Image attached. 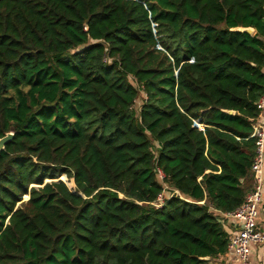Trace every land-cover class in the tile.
<instances>
[{"label":"trees","instance_id":"trees-1","mask_svg":"<svg viewBox=\"0 0 264 264\" xmlns=\"http://www.w3.org/2000/svg\"><path fill=\"white\" fill-rule=\"evenodd\" d=\"M263 94L264 0H0V264L225 255Z\"/></svg>","mask_w":264,"mask_h":264},{"label":"built area","instance_id":"built-area-1","mask_svg":"<svg viewBox=\"0 0 264 264\" xmlns=\"http://www.w3.org/2000/svg\"><path fill=\"white\" fill-rule=\"evenodd\" d=\"M259 118L264 116V94L257 102ZM254 139L255 155L251 166L254 173V185L244 198L243 203L234 211L225 215L232 223L233 232L229 236L226 253L232 256L235 264H252L250 255L254 245L264 243V228L260 226L262 204V179L264 167V123L255 122L251 133ZM158 177L163 174L158 170ZM163 197L159 196L155 206L159 207Z\"/></svg>","mask_w":264,"mask_h":264},{"label":"crops","instance_id":"crops-1","mask_svg":"<svg viewBox=\"0 0 264 264\" xmlns=\"http://www.w3.org/2000/svg\"><path fill=\"white\" fill-rule=\"evenodd\" d=\"M258 122L264 123V116L258 119ZM264 167H263V179H262V204H261V219H259L260 226L264 228ZM234 258L227 253L221 257L214 259H207L204 264H235ZM252 264H264V243L254 245L250 255Z\"/></svg>","mask_w":264,"mask_h":264},{"label":"water","instance_id":"water-1","mask_svg":"<svg viewBox=\"0 0 264 264\" xmlns=\"http://www.w3.org/2000/svg\"><path fill=\"white\" fill-rule=\"evenodd\" d=\"M244 31L248 32L249 34H252L254 32L252 28H246L244 29ZM12 137H13V133L9 132L3 138L0 139V151L4 149V146L8 143L9 140H11ZM207 259L209 258H205V260Z\"/></svg>","mask_w":264,"mask_h":264},{"label":"rangeland","instance_id":"rangeland-1","mask_svg":"<svg viewBox=\"0 0 264 264\" xmlns=\"http://www.w3.org/2000/svg\"><path fill=\"white\" fill-rule=\"evenodd\" d=\"M140 102H141V98L138 100V102H137L136 105L138 106V105L140 104ZM61 177H62V176H61ZM61 177H60V178H61ZM65 181H66V180H65ZM68 186H69L70 188H73V187H74L73 183H71V182L68 183ZM260 219H261V218H260ZM256 245H257V244H256ZM256 245H255V246H256Z\"/></svg>","mask_w":264,"mask_h":264}]
</instances>
